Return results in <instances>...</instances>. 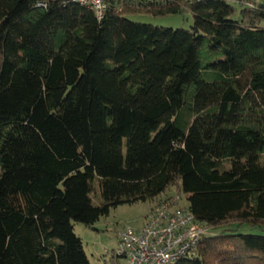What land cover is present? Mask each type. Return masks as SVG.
<instances>
[{
	"label": "trees",
	"instance_id": "obj_1",
	"mask_svg": "<svg viewBox=\"0 0 264 264\" xmlns=\"http://www.w3.org/2000/svg\"><path fill=\"white\" fill-rule=\"evenodd\" d=\"M104 1L0 0V264H89L73 224L171 188L207 228L173 264H264V0Z\"/></svg>",
	"mask_w": 264,
	"mask_h": 264
},
{
	"label": "built area",
	"instance_id": "obj_2",
	"mask_svg": "<svg viewBox=\"0 0 264 264\" xmlns=\"http://www.w3.org/2000/svg\"><path fill=\"white\" fill-rule=\"evenodd\" d=\"M65 1L92 11L98 21L105 15L104 0ZM181 202L177 192L162 195L154 201L141 229L118 232L116 251H107L106 255L112 253L124 264H173L192 255L207 235V228Z\"/></svg>",
	"mask_w": 264,
	"mask_h": 264
},
{
	"label": "rangeland",
	"instance_id": "obj_3",
	"mask_svg": "<svg viewBox=\"0 0 264 264\" xmlns=\"http://www.w3.org/2000/svg\"><path fill=\"white\" fill-rule=\"evenodd\" d=\"M230 1V0H229ZM235 8L233 20L240 17V8L237 4L231 3ZM134 23L148 24L155 27L184 29L189 30L192 26V16L188 12L182 15L168 16L164 18H155L143 14L127 18ZM91 195L94 206L100 203V194L98 185ZM175 189L171 188L167 194L174 193ZM182 195V194H181ZM154 202L138 203L132 206H120L109 211L106 217H101L93 228H87L81 224H73L74 234L81 240L83 251L89 261V264H124L122 259L113 258L112 255H106V252L116 251V235L121 230L138 231L144 225L146 216L149 214ZM187 198L182 195L181 206H187ZM222 229L208 231L210 235H216ZM239 234L260 235L263 232L256 227L242 226L238 230Z\"/></svg>",
	"mask_w": 264,
	"mask_h": 264
}]
</instances>
